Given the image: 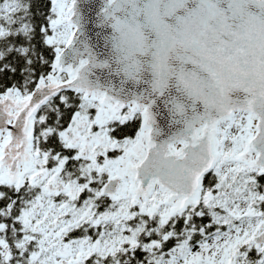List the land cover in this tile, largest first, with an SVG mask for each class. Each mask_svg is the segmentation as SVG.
Listing matches in <instances>:
<instances>
[{
  "label": "snow or ice",
  "instance_id": "obj_1",
  "mask_svg": "<svg viewBox=\"0 0 264 264\" xmlns=\"http://www.w3.org/2000/svg\"><path fill=\"white\" fill-rule=\"evenodd\" d=\"M0 264H264V0H0Z\"/></svg>",
  "mask_w": 264,
  "mask_h": 264
}]
</instances>
